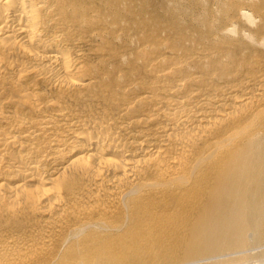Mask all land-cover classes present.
Returning a JSON list of instances; mask_svg holds the SVG:
<instances>
[{"label":"bare ground","instance_id":"6f19581e","mask_svg":"<svg viewBox=\"0 0 264 264\" xmlns=\"http://www.w3.org/2000/svg\"><path fill=\"white\" fill-rule=\"evenodd\" d=\"M260 247L264 0H0V264Z\"/></svg>","mask_w":264,"mask_h":264},{"label":"rangeland","instance_id":"374dc122","mask_svg":"<svg viewBox=\"0 0 264 264\" xmlns=\"http://www.w3.org/2000/svg\"><path fill=\"white\" fill-rule=\"evenodd\" d=\"M244 7V6H243ZM247 7H244L243 9L244 10H247L246 9ZM258 252V253H257ZM259 252H264V247H260V248H257V249H254V250H252L250 253L252 254V255H258V254H260ZM262 254V253H261ZM263 260V261H262ZM254 262V263H253ZM250 264H264V257L262 258V257H260V258H255V259H253V261L250 263Z\"/></svg>","mask_w":264,"mask_h":264}]
</instances>
